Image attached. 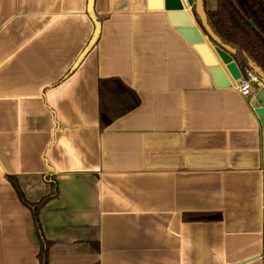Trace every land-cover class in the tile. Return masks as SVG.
<instances>
[{"label": "crops", "instance_id": "obj_1", "mask_svg": "<svg viewBox=\"0 0 264 264\" xmlns=\"http://www.w3.org/2000/svg\"><path fill=\"white\" fill-rule=\"evenodd\" d=\"M104 1L100 38L70 73L94 34L89 0H0V264H39L9 176L32 203L51 193L45 177L58 183L40 213L50 264H264L259 127L234 58L205 37L231 82L218 88L165 9ZM112 78L141 104L104 127Z\"/></svg>", "mask_w": 264, "mask_h": 264}, {"label": "trees", "instance_id": "obj_2", "mask_svg": "<svg viewBox=\"0 0 264 264\" xmlns=\"http://www.w3.org/2000/svg\"><path fill=\"white\" fill-rule=\"evenodd\" d=\"M207 13L214 32L225 44L236 49L233 58L242 75L246 76L249 71L254 73L251 64L264 71V0H217V9ZM99 98L101 123L104 127L136 110L141 104L137 93L118 78L100 81ZM8 180L20 202L31 211L40 244L39 264H50L52 242L45 236L40 213L48 202L59 196L58 183L52 177H45L51 186V193L41 201L32 203L26 199L17 178L9 176ZM187 220L220 221L221 216L193 214Z\"/></svg>", "mask_w": 264, "mask_h": 264}, {"label": "water", "instance_id": "obj_3", "mask_svg": "<svg viewBox=\"0 0 264 264\" xmlns=\"http://www.w3.org/2000/svg\"><path fill=\"white\" fill-rule=\"evenodd\" d=\"M104 3V0H89L88 15L95 27L94 34L87 47L72 67L70 73H73L77 70L86 56L96 46L100 38L101 22L99 21L96 13L110 11L109 8L105 9L102 6L104 5ZM144 3L146 4V6L143 5ZM187 3L193 9V15L195 16L196 23L199 27L195 25L194 21L184 11V6L181 0H131V9L133 11L146 9H165L171 25L178 30V33L188 43L193 45L195 51L199 54L205 66L208 67L215 85L218 88L231 87L229 78L227 77L223 68L219 65V61L215 56L213 50L207 43L206 38L209 39L213 44H215V50L219 54H222L223 56L225 55L227 59L231 60L233 58V55L236 53V49L225 44L210 26L208 13L205 6V0H187ZM124 7L125 5L121 0L114 1V10H122L124 9ZM251 67L254 71V74H256L264 83V71L255 64H251ZM251 107L254 109L255 116L258 121L260 143L262 149L261 159L264 180V88H256L254 90Z\"/></svg>", "mask_w": 264, "mask_h": 264}, {"label": "built area", "instance_id": "obj_4", "mask_svg": "<svg viewBox=\"0 0 264 264\" xmlns=\"http://www.w3.org/2000/svg\"><path fill=\"white\" fill-rule=\"evenodd\" d=\"M264 87L263 81L254 73L247 72L240 81L239 91L244 97H252L254 90Z\"/></svg>", "mask_w": 264, "mask_h": 264}]
</instances>
